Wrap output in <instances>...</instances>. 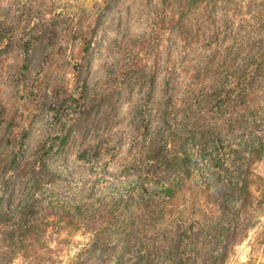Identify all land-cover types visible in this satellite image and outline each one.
<instances>
[{
    "label": "rangeland",
    "instance_id": "rangeland-1",
    "mask_svg": "<svg viewBox=\"0 0 264 264\" xmlns=\"http://www.w3.org/2000/svg\"><path fill=\"white\" fill-rule=\"evenodd\" d=\"M263 50L264 0H0V264H264Z\"/></svg>",
    "mask_w": 264,
    "mask_h": 264
},
{
    "label": "trees",
    "instance_id": "trees-1",
    "mask_svg": "<svg viewBox=\"0 0 264 264\" xmlns=\"http://www.w3.org/2000/svg\"><path fill=\"white\" fill-rule=\"evenodd\" d=\"M27 41V40H25ZM28 43V42H26ZM27 48H24V50H26ZM264 61V50L261 53V55H259V58L255 61V67H257L259 65L260 62ZM255 67L253 69H255ZM255 71V70H254ZM247 80V84H243L244 86H248V87H244L242 90L240 89L239 91L242 93L244 92V96H243V101H246L249 103L251 101V99L254 97V95L257 93V89L259 88L258 85L255 87L252 84L253 79L255 78L253 77H245ZM264 87V85L262 86ZM68 101V104H66V102ZM66 104V105H65ZM55 106V105H54ZM57 108H64V110L67 109V107L70 108V106H73V111H77V117L80 118H84L86 117L89 112H90V108H87L84 104H82L81 102V97H76V96H69L68 99H63L61 101L60 104H56ZM56 115V114H54ZM66 142V133L64 134V136H62L61 140L58 143H48L47 141L44 140L43 144L39 147L40 149H42L43 151H48L50 148L54 147V145H56L55 149L59 150L62 148V146L64 145V143ZM254 155L255 157H259L261 155V153L264 152V142L261 141V139L256 140L255 144H254ZM204 149V148H203ZM190 157H188L187 155L184 156V161L188 160Z\"/></svg>",
    "mask_w": 264,
    "mask_h": 264
}]
</instances>
